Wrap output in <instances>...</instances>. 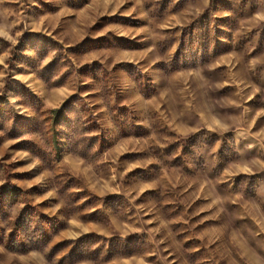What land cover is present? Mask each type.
I'll use <instances>...</instances> for the list:
<instances>
[{
	"label": "rangeland",
	"instance_id": "1",
	"mask_svg": "<svg viewBox=\"0 0 264 264\" xmlns=\"http://www.w3.org/2000/svg\"><path fill=\"white\" fill-rule=\"evenodd\" d=\"M0 264H264V0H0Z\"/></svg>",
	"mask_w": 264,
	"mask_h": 264
},
{
	"label": "trees",
	"instance_id": "2",
	"mask_svg": "<svg viewBox=\"0 0 264 264\" xmlns=\"http://www.w3.org/2000/svg\"><path fill=\"white\" fill-rule=\"evenodd\" d=\"M14 190H15V189H14ZM14 190H13V191H14ZM70 242H74V240H72V241H70Z\"/></svg>",
	"mask_w": 264,
	"mask_h": 264
}]
</instances>
